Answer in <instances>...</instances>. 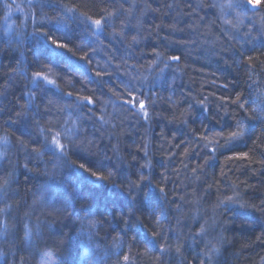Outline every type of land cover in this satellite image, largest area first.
Instances as JSON below:
<instances>
[{"label": "trees", "instance_id": "obj_1", "mask_svg": "<svg viewBox=\"0 0 264 264\" xmlns=\"http://www.w3.org/2000/svg\"><path fill=\"white\" fill-rule=\"evenodd\" d=\"M211 1L0 0V264H264V10Z\"/></svg>", "mask_w": 264, "mask_h": 264}, {"label": "snow or ice", "instance_id": "obj_2", "mask_svg": "<svg viewBox=\"0 0 264 264\" xmlns=\"http://www.w3.org/2000/svg\"><path fill=\"white\" fill-rule=\"evenodd\" d=\"M222 8L223 7H227L228 9H239L240 11H238L236 13V21L237 23L241 22V17H242V14L243 13H246V12H259L261 10H264V0H229V2L226 4V5H222L221 6ZM66 12L68 13H71L73 15H75V9H72V8H69L66 10ZM88 19V22L90 23V25L94 26L97 31L101 30V26H102V20L101 19H96V20H91L90 18H86ZM262 19H264V17H262ZM226 24H228L230 27H233L235 28V24H233L231 21H225ZM136 41V37H133V42ZM53 43L56 45L57 48H65L67 47L66 44H63V43H58L56 41H53ZM173 60H178L179 57H172ZM252 57L249 56L248 57V61L251 62L252 61ZM33 83L35 85H39V83H46V84H49V85H54V81L48 79L47 76H44L42 75L40 72H37L33 75ZM240 101V97L238 96L237 97V102ZM89 103H92L91 100L88 101ZM129 103H132L133 107L136 106L135 104V98L132 99V101H129ZM240 107L243 108L244 107V104L243 103H240ZM139 110L141 112H143V115L145 118L148 117V112L146 110V105L143 101H140L139 102ZM44 130L41 129V132H43ZM69 130L65 129V133L64 135L67 134ZM243 135V132L242 131H234L230 134V138L231 139H236V138H239L240 136ZM45 139V144H44V147L54 153V154H57L59 156H64L65 153H66V145L62 142V134L57 132L55 135L51 136V138H49L48 136H45L44 137ZM0 143L6 145L8 143L7 141V138H0ZM35 151V149L33 150ZM245 157H247V153L244 154ZM4 157V153L3 152H0V158H3ZM80 168L82 169H85V171H89L88 169L85 168V165L84 164H80L79 165ZM91 177H95V180L96 181H101V180H106L107 177H104V176H99L97 175L96 172H91ZM161 192H163V189L160 190ZM243 206V205H242ZM6 227V225H5ZM25 229H26V232H25V235L26 236H29L30 235V231L27 230V226H25ZM205 232V229L203 227H201V232L200 234L202 235L203 233ZM259 239V238H258ZM149 243L155 247V243H156V239H155V234H153V236L151 238H149ZM179 250V249H177ZM159 251L161 253L165 252L166 249L165 247H160L159 248ZM210 251L212 252H217L218 249H216L214 246L210 248ZM210 258V257H209ZM129 260V257L128 256H124V261L127 262Z\"/></svg>", "mask_w": 264, "mask_h": 264}, {"label": "rangeland", "instance_id": "obj_3", "mask_svg": "<svg viewBox=\"0 0 264 264\" xmlns=\"http://www.w3.org/2000/svg\"><path fill=\"white\" fill-rule=\"evenodd\" d=\"M9 1L11 2L12 5L16 6L17 10H19L20 7L21 8L24 7L23 3L25 0H9ZM208 1H210V3L212 2L211 0H208ZM228 2H229V0H216L217 4L215 5V7L213 5H210L211 7H209L208 10H212L214 8L216 9V11H217V15L215 16L216 21H217V16L219 14V17H220V15L224 16V19H225L224 22L227 20V21H231L233 24H235V28L230 27L228 24H226V26L228 28L227 29L228 33H230L232 35H237L238 31L241 29H237L236 25L241 23V22L237 23L236 13L240 10L239 9H228L227 7H223V8L221 7L222 5H226ZM255 14H256V12H255ZM243 18H246V20H247L250 18V16L244 17L242 15L241 21ZM8 22H9V24L7 23V25L8 26L11 25V15L10 14H8Z\"/></svg>", "mask_w": 264, "mask_h": 264}, {"label": "water", "instance_id": "obj_4", "mask_svg": "<svg viewBox=\"0 0 264 264\" xmlns=\"http://www.w3.org/2000/svg\"><path fill=\"white\" fill-rule=\"evenodd\" d=\"M173 61H178V60H173Z\"/></svg>", "mask_w": 264, "mask_h": 264}]
</instances>
